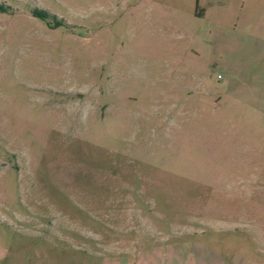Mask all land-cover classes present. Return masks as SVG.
Returning a JSON list of instances; mask_svg holds the SVG:
<instances>
[{
	"label": "rangeland",
	"instance_id": "rangeland-1",
	"mask_svg": "<svg viewBox=\"0 0 264 264\" xmlns=\"http://www.w3.org/2000/svg\"><path fill=\"white\" fill-rule=\"evenodd\" d=\"M0 264H264V0H0Z\"/></svg>",
	"mask_w": 264,
	"mask_h": 264
},
{
	"label": "flooded vegetation",
	"instance_id": "flooded-vegetation-1",
	"mask_svg": "<svg viewBox=\"0 0 264 264\" xmlns=\"http://www.w3.org/2000/svg\"><path fill=\"white\" fill-rule=\"evenodd\" d=\"M195 89V90H194ZM206 89H204L203 87L199 88V87H194L192 84H188L185 89L183 90L182 96L180 97V107H181V113L183 112L182 116H187L188 115V109H189V103L193 100H195L196 104L198 105L199 103H201V106L203 105L202 102L198 101L199 97L203 98L206 94ZM166 96H172L170 91L168 93L165 94ZM195 97V99H194ZM211 99H213L212 95L207 96ZM177 99V98H176ZM169 100V98H168ZM185 102V104L183 105V103ZM188 102V105H187ZM203 109V108H202ZM199 112L200 113V108L199 111L198 109L196 110L195 113Z\"/></svg>",
	"mask_w": 264,
	"mask_h": 264
},
{
	"label": "trees",
	"instance_id": "trees-1",
	"mask_svg": "<svg viewBox=\"0 0 264 264\" xmlns=\"http://www.w3.org/2000/svg\"><path fill=\"white\" fill-rule=\"evenodd\" d=\"M29 13H30V15H33L39 19L49 18V17H47L48 16L47 13L42 9L32 8L29 10ZM50 19L52 20L53 25L58 23V21L55 18H53V16H52V18L50 17Z\"/></svg>",
	"mask_w": 264,
	"mask_h": 264
}]
</instances>
